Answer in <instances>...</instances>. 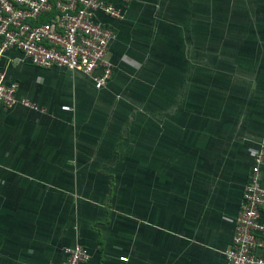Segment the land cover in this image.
<instances>
[{
	"label": "crops",
	"instance_id": "crops-1",
	"mask_svg": "<svg viewBox=\"0 0 264 264\" xmlns=\"http://www.w3.org/2000/svg\"><path fill=\"white\" fill-rule=\"evenodd\" d=\"M110 2L100 89L0 57L44 109L0 106V264H59L74 243L80 264H225L264 144V0Z\"/></svg>",
	"mask_w": 264,
	"mask_h": 264
},
{
	"label": "built area",
	"instance_id": "built-area-1",
	"mask_svg": "<svg viewBox=\"0 0 264 264\" xmlns=\"http://www.w3.org/2000/svg\"><path fill=\"white\" fill-rule=\"evenodd\" d=\"M128 3L132 0H121ZM121 17L110 0H0V57L8 50L19 59L39 67H60L89 76L96 89L103 87L112 73L106 57L114 32L95 13ZM17 83L4 81L0 70V106L18 103L44 111L28 98L16 95ZM61 109L69 110L68 105ZM264 144L252 156L243 187L225 264H264ZM59 264H80L89 258L86 247L74 243L63 248ZM125 261L126 257H120Z\"/></svg>",
	"mask_w": 264,
	"mask_h": 264
}]
</instances>
